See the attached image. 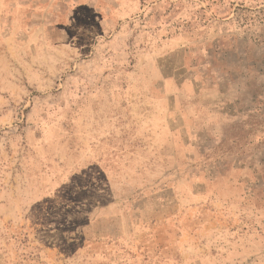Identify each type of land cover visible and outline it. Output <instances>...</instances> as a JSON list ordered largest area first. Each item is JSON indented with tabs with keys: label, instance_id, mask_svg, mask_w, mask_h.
I'll list each match as a JSON object with an SVG mask.
<instances>
[{
	"label": "rangeland",
	"instance_id": "1",
	"mask_svg": "<svg viewBox=\"0 0 264 264\" xmlns=\"http://www.w3.org/2000/svg\"><path fill=\"white\" fill-rule=\"evenodd\" d=\"M0 264H264V0H0Z\"/></svg>",
	"mask_w": 264,
	"mask_h": 264
}]
</instances>
